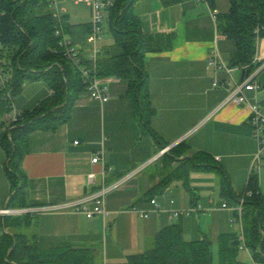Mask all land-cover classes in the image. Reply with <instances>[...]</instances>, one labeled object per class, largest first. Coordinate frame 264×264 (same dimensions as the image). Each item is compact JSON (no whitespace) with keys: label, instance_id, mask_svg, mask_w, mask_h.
<instances>
[{"label":"crops","instance_id":"1","mask_svg":"<svg viewBox=\"0 0 264 264\" xmlns=\"http://www.w3.org/2000/svg\"><path fill=\"white\" fill-rule=\"evenodd\" d=\"M229 6V0H208V4L199 0L169 4L163 0L135 1L133 10L142 32L162 36L167 42L165 48L146 52L144 57L150 102L155 110L150 125L160 141L141 132L125 96L126 81L107 78L110 97L104 103L82 92L67 123L55 131L37 130L29 136L22 162L27 208L59 204L90 193L102 185V171L105 186L127 179L105 195V217L40 213L30 227H19L20 232L61 238L73 247L94 248L98 264H121L128 255L146 251L157 232L173 223H180L186 240L208 238L213 248L218 236L235 232L231 223L234 210L231 205L223 207L220 176L214 171L190 174V188L196 192L194 202L179 181L162 194L149 195L178 165L165 159L169 150L161 153L165 148L161 142L170 148L182 142L191 151L210 154L226 172L236 196L245 191L257 142L247 123L249 107L227 99L235 84L245 77L241 67L230 66L234 42L218 30V17L226 14ZM64 17L71 26L90 23L89 10L86 14L65 11ZM74 46L82 58L86 57L85 43ZM214 47L223 65L220 68L209 65ZM100 48V55L118 52L112 36L102 38ZM255 58V65L264 63V38L257 42ZM213 81L221 85L213 87ZM255 81L260 90L244 94L250 104L264 108V67ZM51 94L43 80L25 83L14 99V107L19 113L31 110ZM97 153H101L102 161L92 163ZM5 161L0 146V208L6 204L10 190ZM90 173L96 175L95 187L86 186ZM257 174L258 188L264 195V156ZM132 208L147 211L148 216H140ZM173 210L184 213L175 217ZM243 258L239 252L238 260L249 262Z\"/></svg>","mask_w":264,"mask_h":264},{"label":"trees","instance_id":"2","mask_svg":"<svg viewBox=\"0 0 264 264\" xmlns=\"http://www.w3.org/2000/svg\"><path fill=\"white\" fill-rule=\"evenodd\" d=\"M135 1L115 0L106 11L107 27L118 52L99 54L94 64L80 55L76 64L60 50L61 37L55 34L46 0H0V68L8 78L0 86V146L6 154L5 173L10 186L4 205L7 208L28 207L22 162L28 151L29 136L37 130L55 131L71 119L75 101L86 89L79 66L88 67L100 78L126 81L125 96L141 132L160 141L150 125L155 110L150 102L144 57L146 52L165 48L167 42L162 36L142 32L133 10ZM163 1L169 4L181 0ZM229 4L228 12L218 17V30L235 44L230 66H239L250 74L258 66L253 63L257 42L264 38V0H229ZM89 30V25L71 26L63 18V31L73 44H84ZM36 80L45 81L52 94L31 110L20 113L8 125L5 115L11 111V104L7 94L15 99L25 83ZM160 144L167 146L164 142ZM165 159L177 161L178 165L149 195L162 194L173 182L179 181L194 202L196 192L190 188V174L197 170L219 174L220 194L225 203L233 208L242 200L245 245L252 260L264 264V195L258 188V174L250 173L244 193L236 196L226 172L210 154L191 151L181 142L169 149ZM233 212L232 219L236 220L231 223L235 232L218 236L216 256L208 238L186 240L180 223H173L157 232L151 248L128 255L121 264H247L238 260L239 228L235 224L237 214ZM34 216L24 214L0 219V264H98L94 248L73 247L61 238L20 232L19 227L31 226Z\"/></svg>","mask_w":264,"mask_h":264},{"label":"built area","instance_id":"3","mask_svg":"<svg viewBox=\"0 0 264 264\" xmlns=\"http://www.w3.org/2000/svg\"><path fill=\"white\" fill-rule=\"evenodd\" d=\"M74 4H78L80 2H84L90 12V23H89V33L85 39L86 45V59L89 60L92 64L97 60L101 48L100 42L102 40V31H103V21L105 18V14L108 8L112 7L115 3V0H72ZM206 4H208V0H199ZM48 4V8L52 14V20L55 24V34L60 36L59 47L62 54L70 59L72 62L76 64L80 60V53L78 49L74 46L72 40L65 34L63 31V14L65 13V9L59 8V3L57 0H46ZM214 16L215 11H212ZM54 52H59V50H54ZM219 56L216 50V47L213 48L212 56L209 59V65L213 67L220 68L223 65L218 62ZM256 61L254 57L253 62ZM264 67V63L259 64L252 73H247L244 79L235 84L234 88L228 94L227 99L232 100L238 104H244L249 107V114L247 118V123L251 130V136L257 142V152L255 154L253 164L250 169V173L256 172L258 170V164L262 157L264 156V108L259 107L256 104H250L244 94L245 91H254L257 92L260 90V85L255 81V78L258 72ZM81 76L83 78L84 83L86 84L85 91L89 94L92 100L98 101L99 103L106 102L109 97V90L107 86V78H100L96 76L91 70L86 66H79ZM8 78L5 74H3L2 69L0 68V86H4ZM219 84L217 81H213V87H218ZM7 98L11 104V111L5 115L7 120V124L14 123L20 113L16 111L14 107V97L7 94ZM75 144L77 141L74 142ZM170 147H165L161 151L164 153L168 151ZM102 161L101 153H97L92 159V163H98ZM104 171L101 172V180L102 185L98 188L94 189L90 193H85L81 197L67 200L63 203L53 204V205H45V206H36L31 208H21V209H9L6 206L0 208V218L5 216L12 215H37L40 213L47 212H67V213H81L85 215L87 218H92L95 215H101L105 217L107 215V211L105 210V195L115 189L116 187L121 186L127 178H123L110 186H105L104 182ZM96 185V175L90 173L86 178V186L95 187ZM249 194V193H247ZM172 202V201H171ZM152 205H155L156 202L154 199L150 200ZM242 200L238 205L233 207V210L237 214V224L236 226L239 228L238 240H239V251L245 252L249 257V262L247 264H256L252 258L249 249L246 247L242 232L241 226V214H242ZM223 207H227V204L224 202ZM133 211H138L135 208H132ZM140 216L147 217V211H138ZM184 211L181 210H173V216H179L183 214ZM236 219H231V222H235ZM234 224V223H233Z\"/></svg>","mask_w":264,"mask_h":264},{"label":"rangeland","instance_id":"4","mask_svg":"<svg viewBox=\"0 0 264 264\" xmlns=\"http://www.w3.org/2000/svg\"><path fill=\"white\" fill-rule=\"evenodd\" d=\"M58 3H59V8L61 9H65L67 12L69 13H73V12H77L78 14H82V13H85L88 12L89 8L88 6L84 3V2H80L78 4H74L72 0H57ZM104 37L106 39H109L111 36L109 34V30H108V27H107V19L104 18V21H103V31H102V38L104 39ZM87 47H85L86 49ZM177 166V165H176ZM176 185V184H174ZM173 186V185H172ZM12 216H15V215H12ZM153 245V244H152ZM152 247V246H151ZM150 247V248H151ZM99 251H100V246L98 247ZM149 249V248H146V250ZM216 252H217V249H216V246L213 248V253L214 255L216 256ZM245 254V255H244ZM242 255L244 256V260L245 261H248V256L245 252H242ZM243 260V261H244ZM216 262V261H215Z\"/></svg>","mask_w":264,"mask_h":264},{"label":"water","instance_id":"5","mask_svg":"<svg viewBox=\"0 0 264 264\" xmlns=\"http://www.w3.org/2000/svg\"><path fill=\"white\" fill-rule=\"evenodd\" d=\"M243 74H244V75H247V73H245L244 71H243ZM9 160H10V159H9Z\"/></svg>","mask_w":264,"mask_h":264}]
</instances>
